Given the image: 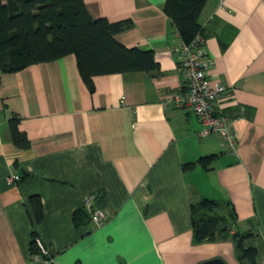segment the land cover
<instances>
[{
    "label": "crops",
    "instance_id": "crops-1",
    "mask_svg": "<svg viewBox=\"0 0 264 264\" xmlns=\"http://www.w3.org/2000/svg\"><path fill=\"white\" fill-rule=\"evenodd\" d=\"M85 2L95 18L125 21L117 39L154 50L159 68L97 75L92 92L75 54L0 70V264H241L230 236L195 242L191 204L203 197L231 203L232 233L253 232L245 246L264 264V0H208L200 16L210 77L231 91L222 105L237 118L235 153L218 135L200 137L189 107L162 104L185 86L171 51L185 41L166 0ZM14 116L27 148L12 139ZM211 154L207 168L186 166ZM90 194L106 220L77 226L74 212ZM34 232L52 263L30 252Z\"/></svg>",
    "mask_w": 264,
    "mask_h": 264
},
{
    "label": "trees",
    "instance_id": "trees-1",
    "mask_svg": "<svg viewBox=\"0 0 264 264\" xmlns=\"http://www.w3.org/2000/svg\"><path fill=\"white\" fill-rule=\"evenodd\" d=\"M207 1L166 0L165 11L185 42L202 32L200 16ZM125 26V21L93 17L85 0H0V70L14 72L75 54L79 72L92 92L97 75L150 72L159 68L154 50L128 47L117 39V33ZM19 123L16 116L9 120L11 136L15 144L27 148L30 140ZM216 156H202L186 166L200 163L207 168ZM30 201L36 221L41 222L44 217L41 197L33 195ZM191 214L195 242L230 236L241 264H259L258 249L245 246V240L254 233L239 230L232 233L237 216L231 203L203 197L191 204ZM73 218L77 226L91 221L83 205ZM36 235L34 232L30 252L48 259V255L42 254Z\"/></svg>",
    "mask_w": 264,
    "mask_h": 264
},
{
    "label": "built area",
    "instance_id": "built-area-1",
    "mask_svg": "<svg viewBox=\"0 0 264 264\" xmlns=\"http://www.w3.org/2000/svg\"><path fill=\"white\" fill-rule=\"evenodd\" d=\"M219 5L225 7V0H219ZM171 51L179 57L184 71L185 86L183 89L165 95L162 104L166 108L189 107L201 124L198 135L200 137L218 135L226 150L235 153L240 141L236 129L237 118L225 114L222 105V101L231 96V91L225 84L220 81L213 82L210 77L209 71L214 61L208 54L203 33L198 32L190 42L174 46ZM242 111H246L245 106H242ZM14 182L15 178L10 177L9 183ZM94 199L95 195H87L83 200V205L89 211L91 221L99 225L106 220V216L102 208L94 205ZM37 243L42 254H50L39 238H37ZM53 261L51 256L48 257L47 262L52 263Z\"/></svg>",
    "mask_w": 264,
    "mask_h": 264
},
{
    "label": "water",
    "instance_id": "water-1",
    "mask_svg": "<svg viewBox=\"0 0 264 264\" xmlns=\"http://www.w3.org/2000/svg\"><path fill=\"white\" fill-rule=\"evenodd\" d=\"M200 264H227V262L221 257H215L212 259L205 260Z\"/></svg>",
    "mask_w": 264,
    "mask_h": 264
}]
</instances>
